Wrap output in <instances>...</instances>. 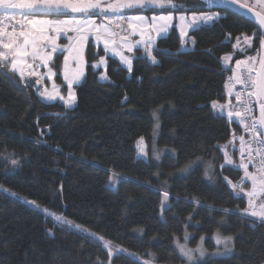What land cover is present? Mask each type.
Segmentation results:
<instances>
[{"label":"trees","instance_id":"16d2710c","mask_svg":"<svg viewBox=\"0 0 264 264\" xmlns=\"http://www.w3.org/2000/svg\"><path fill=\"white\" fill-rule=\"evenodd\" d=\"M215 9L220 16L212 24L190 32L192 49L182 50L173 27L152 50L159 63L137 49L129 72L109 57L106 81L92 66L99 55L88 43L87 71L75 86L72 109L43 101L39 86L0 68V154L20 161L13 167L0 155V264H143L148 253L158 257L153 264H186L173 243L174 236L184 243L185 231L187 245L196 247L204 237L207 249L217 244V233L233 237L230 255L207 257L201 264H264V221L235 211L247 207L252 184L245 182L237 196L228 183L244 176L234 138L247 135L238 121L212 107L227 100L231 70L223 57L242 56L235 43L260 29L240 14ZM258 48L256 36L248 53ZM61 62L58 55L54 66L63 84ZM157 108L160 127L154 136ZM141 137L147 158L139 155ZM225 150L232 164L226 163ZM186 165L188 170L180 171ZM114 177H119L115 184ZM163 191L170 206L161 215ZM56 216L88 231L61 226Z\"/></svg>","mask_w":264,"mask_h":264},{"label":"snow or ice","instance_id":"6c2138e0","mask_svg":"<svg viewBox=\"0 0 264 264\" xmlns=\"http://www.w3.org/2000/svg\"><path fill=\"white\" fill-rule=\"evenodd\" d=\"M211 2V0H209ZM225 3L228 4H238L243 8H248L247 4H241L240 0H225ZM165 4L172 5L173 8L177 7L174 3V0H114V2L105 3L103 0H0V25H6V22L15 21L11 24V30H8L7 26L0 27V68H2L7 73L17 75L21 81H23L26 76L28 77H38L35 81H29L31 84H40L43 79L42 74L37 72L33 65L38 60L43 65H47L48 62L52 59L53 53L57 51L56 37L61 33L67 32L69 30L76 31L77 33H83L85 28L88 25L93 26V30L97 33V39L99 40L100 32L108 31L107 25L101 24L96 25L92 20L76 19H64L60 21H54L47 18H41L44 14H58V15H68L71 13H80L84 15L92 14L91 10L100 9L101 11L111 10L116 12L120 9H131V8H144L148 5H158L163 7ZM19 12L23 16L22 20H16L13 13ZM257 18L260 25L264 26V15L257 13ZM31 16L33 18L28 19ZM220 13H200L196 15L193 13L191 22L187 26L181 27V33L183 36H187L188 33L186 28H191L194 25H198V22H211L215 18L219 17ZM107 19V17H105ZM123 19V17H122ZM148 18L144 16L131 17L129 22V28L135 32L138 30V25L132 21H146ZM173 19L172 15L167 16L161 15L159 17L152 16L151 20L153 22L152 26L155 28L157 35L160 32H166L168 28V23ZM181 21H184L185 17H180ZM159 21V24H157ZM70 25H76L75 28H69ZM19 28V30H17ZM140 35L143 38L145 32L143 29H139ZM54 33V34H50ZM83 39V35L80 37ZM148 41L153 42L151 36L148 37ZM192 43L195 44V40L190 38V40L182 41V43ZM261 48H264V37L259 38ZM245 43L250 46L251 38H246ZM104 45L107 48L109 46V40H104ZM237 47H239V39L237 40ZM51 48V51H47V48ZM145 49L148 52V55L151 56L153 63H159L156 56H152L151 51L148 50L147 45ZM128 51H132V48L129 47ZM163 54V53H162ZM179 54V50H177ZM121 59L128 66V71H132L131 60L121 55ZM223 59L228 62L230 60L229 56H224ZM31 60L33 63H29ZM82 60V57H81ZM101 63H104L103 57H101ZM244 66L246 73L241 75L239 72L232 77H230L231 87L234 88L236 84L243 85L245 90L251 89L247 92V99L242 100L243 93L237 92L235 94V99L240 103L242 110L232 111L229 104H220L218 102H213L212 107L224 111L227 109V117L229 119L236 118L239 120V123L243 125L245 131L251 133V138L248 141H245L244 137L239 138V152H240V163L237 165L239 168H243L244 176L241 178L243 181L245 178L249 179L252 184V190L247 193L249 199L247 202V207L243 210L236 209L235 211H242L245 215L250 217H255L261 221H264V56L258 57H249L246 61H236L237 69L241 66ZM25 69H28L27 73ZM51 73V69H49ZM83 75V70L80 69L75 72L72 76H68L65 72V80L67 81V95H60L59 91L55 89L53 92H49L47 88H44L43 91L38 89L39 95L46 100H56L59 98L62 100L66 107H71L77 101L76 93L72 87L74 83H78L81 76ZM107 79V77H103ZM231 95V92L229 93ZM127 99V97H125ZM258 106V115H254L255 107ZM59 115V114H56ZM153 117H155L156 123L153 131V135L156 134V129L160 127L159 121V109H153ZM40 142V141H37ZM139 154L147 155L145 148L146 145L143 142V137L140 138L138 143ZM175 151V150H173ZM245 153L247 156L245 157ZM153 154L159 159V151L155 150L153 145ZM5 155L6 161L10 163L13 167H20V161L12 158L11 154H0ZM226 163L232 164L233 160L228 155L227 151L224 152ZM249 164H254L256 166L255 172H250L248 170ZM190 165H186L180 171L185 172L188 170ZM212 168L211 165L208 166ZM223 165H221V168ZM214 171V169H213ZM157 176L159 173L156 174ZM210 180L213 178L208 175V171L205 172ZM226 179V178H225ZM119 181V177H114L111 179L113 184ZM232 190H234L237 196L244 191L242 183H232L228 181ZM3 186L0 185V188ZM62 189V186H61ZM4 191L9 192V189H4ZM259 193V196H258ZM12 196H19L18 193L10 192ZM261 198V202L258 204L256 200ZM194 199V202L198 205L200 201ZM169 193L167 191L162 192V200L160 203V212L163 215L166 208L170 205ZM25 203H29L39 207L36 201L25 200ZM225 214H227L229 209H221ZM191 220V216L188 217ZM55 220L61 226H68L70 228H76L80 231H88L87 229L82 228L78 224H74L72 221L68 220L63 216H56ZM186 227V226H185ZM140 231H143L142 229ZM51 233V229L49 230ZM90 236H95V233L89 232ZM189 234L187 231L184 232L183 240L184 243H181V237H173V243L176 248L179 250V253L182 257L185 258L186 264H201L202 259L208 255L206 250L203 247V239L201 237V244L196 248H190L187 246ZM102 239V238H101ZM216 243L223 246V252L212 253L211 255L226 254L232 251L233 248V237L231 236H222L219 233L215 236ZM106 247L109 249V254L111 255L113 247L111 242H106ZM116 251H127L126 249L116 248ZM139 255V254H133ZM149 258L143 260V264H153L155 260L158 259L155 253H148ZM103 264V262H99ZM108 264H111L109 260Z\"/></svg>","mask_w":264,"mask_h":264},{"label":"rangeland","instance_id":"374dc122","mask_svg":"<svg viewBox=\"0 0 264 264\" xmlns=\"http://www.w3.org/2000/svg\"><path fill=\"white\" fill-rule=\"evenodd\" d=\"M103 2H105V3L114 2V0H103ZM241 2L246 4V3H248V0H242ZM257 2H258V0H255V4L252 7H256ZM174 3L177 5V7H175V8H173L172 5L165 4L163 7H160L158 5H148L144 8L120 9L116 12H113L111 10L101 11L100 9L91 10L93 13L99 14V17H101V19H95L94 20V22L97 20L95 24L96 25H101V24L107 25L108 24L109 26H111V28L114 29V32L117 36V39H115V40H111V38H110V40L107 39V40H109V46L106 48L104 45L105 38L98 40L97 36L87 34V31H91V30L94 31L92 25H88L85 28L83 33H77L76 31H72V30H69L65 33H61L59 36L56 37V44L58 47H57V51L55 53H53L52 59L48 62L47 65H43L41 63L40 69H41V74L43 76V79L41 80L40 84H36V87L38 85L40 87V89H39V87H37V89H39L40 91H43L44 88H47V90L49 92H53L54 87H55V89L59 91L60 95L66 96L68 88H66V89L63 88V85L67 87V81L64 78L65 72H67L68 76H72L75 72L82 69L83 75L81 76L80 80L78 81V83H74L72 85V87L75 91V86H78L83 81V79L86 75L87 65H88L86 51L88 49L87 45L90 42L95 45L96 54L99 55L98 58L92 63V66L97 71L101 70V72L99 74V79L102 81H106V80H109L108 74H107L108 58L109 57L117 59L120 62L121 66H123L124 68H126L128 70V66L121 59V55L128 57L132 62L131 67H133V60H134V54L133 53L135 52V50L144 49L146 51L145 45H147L149 47L148 50H150L151 54H152V50L156 49L158 40L160 38L166 37L173 27L177 28L179 35L181 37V43H182V41L190 40V38H192V36L190 35V32L192 31V29L198 28L202 25L212 24L216 20V18H215L211 22L200 21V22H198V25H194L191 28H186L188 35L183 36L181 33V27L187 26L191 22V18H192L193 13H195L196 15H199L202 12L212 14V13H218V11L215 9V4L212 2H209V0H174ZM261 4H262V6H261L260 11L264 12V1H261ZM251 5H253V4H251ZM188 8H192V9H196V10L195 11H184V12L182 11V10H186ZM13 14L15 15V18H18L20 16L18 11L13 13ZM169 14L172 15L173 19L168 23L167 31L166 32H160L159 35H157L155 28L151 27L153 24L151 17L152 16L159 17L161 15L167 16ZM69 16L70 17L62 16V17H58L55 19H53L52 17H43V16L41 18H47V19H51L54 21H60V20H64V19H72L73 17H75L76 19H84V20L90 19L89 15H84V14H80V13H75V14L69 15ZM136 16H144V17H147L148 19L146 21H132L138 25V30L133 32V30L131 28H129L128 25L130 22V18L136 17ZM181 16L185 17L184 21H181V19H180ZM105 17H107V19H105ZM122 17H123V19H122ZM29 18L31 19L33 17L29 16ZM90 20H93V19H90ZM157 24H159V21H157ZM75 27H76V25H70L69 26L70 29L75 28ZM139 29H143L145 32V35L143 38L140 35ZM50 34H54V33H50ZM81 35H83V37H84L83 39L80 38ZM149 36H151L153 38V42H151V43L148 41ZM256 36H254V37L243 36L242 38L239 39V47L236 46L237 42L235 43L236 52L238 51L239 52L238 54H242V56L238 57L236 60H234V62H232V67L234 69L237 70V66H236L237 60L246 61V60H248L249 57H258V55L263 56V52H262L261 48H260V50L258 48V50H256L255 53H253V54L248 53V50L253 45V40L255 39ZM127 38L131 39L132 41H135L136 43H138L140 45H137L134 43L129 44V43L123 41L124 39H127ZM246 38H251V45L250 46H248L245 43ZM129 47L132 48L131 52L128 51ZM181 48L183 50H189V49L193 48V44L190 42L189 43H182ZM47 51L50 52L51 48L50 47L47 48ZM100 52H102V54ZM145 53H146V55L148 54L147 51ZM58 55H62L60 73H61V78L63 80V84L57 80L56 76H57L58 72L54 66L55 58ZM227 56H229L230 59L233 58L232 55H227ZM81 57H82V60H81ZM101 57H103L104 63L100 62ZM149 60L152 61L151 56H149ZM37 61L34 63V65H37ZM223 62H226V61L223 59ZM29 63H33V62L31 60H29ZM34 65H33V67H34ZM240 68H244V66L242 65ZM34 69H36V68L34 67ZM49 69H51V73H49ZM27 71H28V69H27ZM27 71H26V73H27ZM105 76L107 77V79L103 78ZM26 79L31 80V81H35L38 79V77L26 76ZM38 94H39V92H38ZM39 97L47 103H53L55 101H59L62 104H64V102L62 100H60L59 98H57L56 100H46V99L42 98L40 95H39ZM220 104H223V103H220ZM75 105H76V103L74 105H72L71 107H67V108L72 109L75 107ZM214 110L219 112V113H225V115L227 116V112L225 110L224 111H221L218 109H214ZM139 141H138V143H139ZM143 142L146 145L144 138H143ZM138 143H137V148L139 151ZM146 148H145V151L147 153ZM139 155L144 157V158H147L148 154L147 155L139 154ZM153 156L156 158V156L154 154H153ZM249 167H250L252 172L256 171V169L254 167H252L250 164H249ZM245 179L243 181H240V183H242V186L244 185L245 182H247V180H245ZM251 189H252V186L250 187V190ZM258 196H259V193H258ZM260 202H261V198H258V204ZM30 205H32V204H30ZM44 212H46V211H44ZM46 213H48V212H46ZM255 219L259 221V219H257V218H255ZM105 245H106V243H105ZM187 246L190 248H196L198 245L196 247H192L191 245H187ZM203 247L206 250V252L208 253V255H206L202 260H204L207 257H217V256L230 255L233 252V248H232V251L228 252L226 254L211 255L212 253H216L218 251L222 253L223 252V246L215 244V247L212 249H207L204 245H203Z\"/></svg>","mask_w":264,"mask_h":264},{"label":"crops","instance_id":"0c3cea01","mask_svg":"<svg viewBox=\"0 0 264 264\" xmlns=\"http://www.w3.org/2000/svg\"><path fill=\"white\" fill-rule=\"evenodd\" d=\"M96 14V13H95ZM70 15H73V14H70ZM89 15V17H90V19H93L92 21H94L95 19H101V17H99V14H96V15H98V16H91L90 14H88ZM43 17H46V16H43ZM60 17H62V16H60ZM65 17H70L69 15H66ZM53 19H55V18H58V17H52ZM218 18V17H217ZM216 18V19H217ZM30 19V18H29ZM16 20H17V18H16ZM97 21V20H96ZM96 21H95V23H96ZM107 24V23H106ZM108 25V24H107ZM108 27V31L107 32H104V31H102V32H100V36H101V38L100 39H102V38H105V40H107V39H109L110 40V38H111V40H115V39H117V36H116V34H115V32H114V29L113 28H111V26H107ZM113 27V26H112ZM65 33V32H64ZM87 34L88 35H93V36H97V33H96V31H87ZM116 37V38H115ZM123 41H125V42H127V43H129V44H131V43H134V44H137V45H140V44H138V43H136L135 41H132L131 39H124ZM148 47V46H147ZM149 48V47H148ZM183 50V49H182ZM238 52V51H237ZM233 56V58H231L228 62H223L224 63V66L226 67V68H228V69H234L233 67H232V62H234V60H235V55H232ZM223 60V59H222ZM34 67L36 68L35 70L37 71V72H39L40 74H41V69H40V67H41V62L40 61H37V65H34ZM234 70H236V69H234ZM27 71V69H25V72ZM39 86V85H38ZM226 92H227V100L225 101V103H223V104H229V101H230V108H231V110L232 111H237V104H236V99H235V94H236V92H235V90L234 89H232V88H227V90H226ZM231 92V95L229 94ZM226 112H227V109L225 110ZM221 114H223V115H225V113H221ZM230 120H234V121H238L239 122V120H237L236 118H232V119H230ZM241 126L243 127V125L241 124ZM239 138L240 137H235L234 138V143H235V146L239 149V147H240V143H239ZM245 139V141H247V139L246 138H244ZM248 170L250 171V172H252L251 171V169H250V167H248ZM255 172V171H254ZM245 180H247V181H250L249 179H245Z\"/></svg>","mask_w":264,"mask_h":264},{"label":"water","instance_id":"95a60500","mask_svg":"<svg viewBox=\"0 0 264 264\" xmlns=\"http://www.w3.org/2000/svg\"><path fill=\"white\" fill-rule=\"evenodd\" d=\"M211 2L214 3L219 8L228 9L230 11H233L237 14H240V15L252 20L258 27H260L263 30V33H264V26L260 25L259 20H258L257 15H256L257 13H260L257 10H255L249 6H248V8H243V7L239 6L238 4H228V3H225V0H211ZM70 14H75V13L69 12L68 15H70ZM260 14L263 15L262 13H260ZM54 15H58V14H54ZM62 16H64V15H62ZM263 56H264V48H263Z\"/></svg>","mask_w":264,"mask_h":264},{"label":"built area","instance_id":"2783aa9c","mask_svg":"<svg viewBox=\"0 0 264 264\" xmlns=\"http://www.w3.org/2000/svg\"><path fill=\"white\" fill-rule=\"evenodd\" d=\"M23 19V16H20L19 18H17V20H22ZM28 19H29V17H28ZM15 21H9V22H6V25H0V27H3V26H7L8 27V30H11V24L12 23H14ZM17 30H19V28H17ZM236 72H239L241 75H244L245 73H246V69H244V68H240V69H237V70H234V69H231V73H230V75L227 77V85H228V87L229 88H232L231 87V81H230V77H232V76H234L235 74H236ZM232 89H234L235 91H236V93L237 92H241V93H243V95H242V100H246L248 97H247V92L248 91H251V89H247V90H245L244 88H243V85H239V84H236L235 85V87L234 88H232ZM237 104H238V110H242L241 109V106H240V103L239 102H237ZM254 115H257V106L255 107V110H254ZM244 133L247 135V141L251 138V133L250 132H247V131H245V129H244ZM247 156V153H245V157ZM252 167H254L255 169H256V166L254 165V164H250ZM246 196H247V202H248V199H249V197H248V195L246 194ZM258 201V199L256 200V202ZM247 216V215H246ZM248 217H250V216H248ZM250 218H254L255 219V217H250Z\"/></svg>","mask_w":264,"mask_h":264},{"label":"flooded vegetation","instance_id":"af4514ba","mask_svg":"<svg viewBox=\"0 0 264 264\" xmlns=\"http://www.w3.org/2000/svg\"><path fill=\"white\" fill-rule=\"evenodd\" d=\"M242 1V0H241ZM240 1V3H242ZM261 1H264V0H258V2H257V4H256V7H252V6H254V4H255V0H248V3H246L249 7H251V8H253V9H255V10H257L258 12H260V13H262L263 15H264V12H261L260 10H261V6H262V4H261ZM242 4H245V3H242ZM251 4H253V5H251ZM258 8V9H257ZM259 29H260V33H259V35H257V39L259 40V38L260 37H264V33H263V30L259 27ZM262 50V49H261ZM263 52V51H262Z\"/></svg>","mask_w":264,"mask_h":264}]
</instances>
